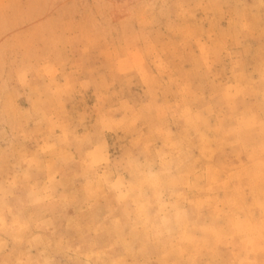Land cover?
Returning a JSON list of instances; mask_svg holds the SVG:
<instances>
[{"label": "rangeland", "instance_id": "obj_1", "mask_svg": "<svg viewBox=\"0 0 264 264\" xmlns=\"http://www.w3.org/2000/svg\"><path fill=\"white\" fill-rule=\"evenodd\" d=\"M158 131L190 151L187 195L215 229L166 264H239L249 249L264 264V0H0V176L9 157L52 160L51 142L71 155L57 164L70 202L42 210L53 247L105 212L88 207L84 153L154 151Z\"/></svg>", "mask_w": 264, "mask_h": 264}, {"label": "clouds", "instance_id": "obj_2", "mask_svg": "<svg viewBox=\"0 0 264 264\" xmlns=\"http://www.w3.org/2000/svg\"><path fill=\"white\" fill-rule=\"evenodd\" d=\"M157 135L163 145L154 151L151 145L142 151H128L113 159L107 148L96 145L84 153V189L89 209L105 201L103 216L94 215L82 242L73 247L60 238L53 247L44 233H56L55 221L43 209L67 205L69 195L62 191L58 163L67 164L58 154V143H49L46 152L52 160L31 162L20 156L7 159V172L0 176V264H57L56 255L63 254L71 264H153L151 253L159 251L160 264L166 257H182L185 245L214 235L213 225L202 221V209L189 199L188 174L192 166L190 151L181 140L163 132ZM77 144H90L89 137H72ZM59 143L70 145V137L61 136ZM5 158L0 155V161ZM55 175L50 179L47 165ZM44 165L43 168L41 165ZM43 171V182L34 172ZM79 230V225H77ZM107 236L101 245L99 238ZM239 264H256L250 257ZM173 264H180L176 259Z\"/></svg>", "mask_w": 264, "mask_h": 264}]
</instances>
